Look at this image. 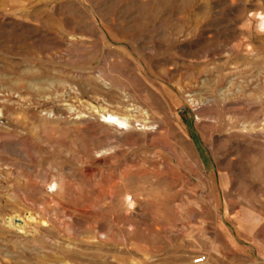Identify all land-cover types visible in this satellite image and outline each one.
<instances>
[{"label":"rangeland","instance_id":"1","mask_svg":"<svg viewBox=\"0 0 264 264\" xmlns=\"http://www.w3.org/2000/svg\"><path fill=\"white\" fill-rule=\"evenodd\" d=\"M259 15L0 0V264H264Z\"/></svg>","mask_w":264,"mask_h":264},{"label":"bare ground","instance_id":"2","mask_svg":"<svg viewBox=\"0 0 264 264\" xmlns=\"http://www.w3.org/2000/svg\"><path fill=\"white\" fill-rule=\"evenodd\" d=\"M258 29L260 32H264V15H259L258 16ZM233 49V48H232ZM66 76V75H65ZM39 86V85H38ZM35 87V86H34ZM44 89V88H43ZM38 90V89H37ZM42 92V91H41ZM40 92V93H41ZM45 102V101H44ZM4 108V107H3ZM103 111V110H102ZM103 113V114H102ZM99 112V114L101 115V118L103 119L105 124H108L110 126H114L116 128H120V129H125L126 126H128L129 124V120L126 117H122L117 113L114 112H110L107 110H104V112ZM5 113L2 111H0V118H4ZM81 116V115H80ZM8 117V116H7ZM6 119V118H5ZM146 126V125H145ZM252 133V132H251ZM22 169V168H21ZM27 182V181H26ZM24 183V182H23ZM29 183V182H28ZM35 183V182H34ZM33 183V184H34ZM19 184V183H18ZM27 186V184H25ZM29 187L31 186V184H28ZM18 187V186H16ZM14 189V188H13ZM17 189V188H16ZM19 189V188H18ZM125 204L127 205V207H132L133 206V199L131 197H126L125 198ZM15 219V218H14ZM13 218L10 219V223L9 226H13ZM15 227V226H13Z\"/></svg>","mask_w":264,"mask_h":264},{"label":"built area","instance_id":"3","mask_svg":"<svg viewBox=\"0 0 264 264\" xmlns=\"http://www.w3.org/2000/svg\"><path fill=\"white\" fill-rule=\"evenodd\" d=\"M207 258L206 257H200L197 260H195V264H204L206 262Z\"/></svg>","mask_w":264,"mask_h":264}]
</instances>
